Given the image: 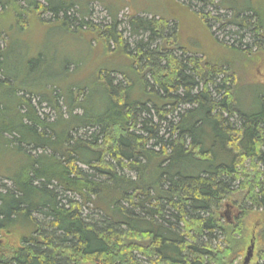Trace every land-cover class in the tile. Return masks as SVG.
I'll use <instances>...</instances> for the list:
<instances>
[{
    "label": "trees",
    "instance_id": "16d2710c",
    "mask_svg": "<svg viewBox=\"0 0 264 264\" xmlns=\"http://www.w3.org/2000/svg\"><path fill=\"white\" fill-rule=\"evenodd\" d=\"M31 3L68 31L80 22L105 63L55 95L20 88L0 51V264H236L262 209L264 264V95L242 111L233 63L187 55L163 17H130L147 36L131 48L119 15L95 24L72 2ZM229 10L263 51L264 11ZM238 191L250 207L226 220Z\"/></svg>",
    "mask_w": 264,
    "mask_h": 264
},
{
    "label": "rangeland",
    "instance_id": "374dc122",
    "mask_svg": "<svg viewBox=\"0 0 264 264\" xmlns=\"http://www.w3.org/2000/svg\"><path fill=\"white\" fill-rule=\"evenodd\" d=\"M31 1L0 0V51L7 50L5 69L8 76L15 78L16 84L23 89L27 87L26 84H30L28 79L38 82L41 86H38V92L42 90L43 84H54L55 95L63 93L62 87L85 83V79L89 81L105 63L97 49L98 44L92 41L95 36L86 28L81 29L80 22L76 21L72 23L70 31L66 30L49 13L36 12L28 4ZM37 1L46 4V0ZM64 1L79 3L72 11L77 19L82 13L90 11V20L95 24H105L111 20L110 16L116 15V11L110 12L104 7V2L108 0ZM124 1L130 3L132 8L126 5L117 11V15L122 21L124 38L131 48H135L136 43L142 39L146 41L147 36L132 33L128 23L130 17L137 15L170 20L169 29L173 30L170 35H178L179 42L191 52L187 55L198 53L211 61L228 60L233 63L238 80L236 99L242 111L255 113L261 109L259 98L264 95V43L260 44L263 51H259L248 27L239 29L232 25L230 22L233 14L229 8L264 11V0H119L121 3ZM226 47H235L242 54H247L236 55L231 51L229 54ZM176 53L182 55L181 51ZM33 98L37 104L38 97ZM39 109L55 119L56 115L49 106ZM83 133L80 132L81 135ZM245 197V191H238L225 201L222 208L224 219L236 220L241 217V212L246 211L243 208L250 207L249 203L245 204ZM262 210L250 211L246 220L244 255L236 264H244L248 250L254 244L253 240H256V244L250 264L259 262L257 236L258 224L262 219L261 213L255 212ZM222 240L220 236L218 243Z\"/></svg>",
    "mask_w": 264,
    "mask_h": 264
},
{
    "label": "crops",
    "instance_id": "0c3cea01",
    "mask_svg": "<svg viewBox=\"0 0 264 264\" xmlns=\"http://www.w3.org/2000/svg\"><path fill=\"white\" fill-rule=\"evenodd\" d=\"M90 1H88L86 4L88 5V3H89ZM75 3V2H74ZM75 4H77V3H75ZM104 7L108 10V11H110V12H113V11H116V15L118 14V12L121 10V9H123V8H125L126 7V5H129L131 8H132V6L130 5V3H128V2H125L124 1V3H121V2H119V0H108V2H104ZM118 11V12H117Z\"/></svg>",
    "mask_w": 264,
    "mask_h": 264
},
{
    "label": "water",
    "instance_id": "95a60500",
    "mask_svg": "<svg viewBox=\"0 0 264 264\" xmlns=\"http://www.w3.org/2000/svg\"><path fill=\"white\" fill-rule=\"evenodd\" d=\"M254 254V244L252 247L248 250L247 257L245 258L244 264H250Z\"/></svg>",
    "mask_w": 264,
    "mask_h": 264
}]
</instances>
